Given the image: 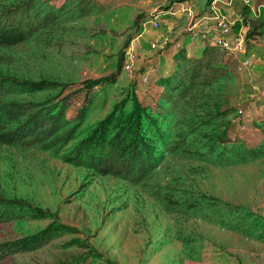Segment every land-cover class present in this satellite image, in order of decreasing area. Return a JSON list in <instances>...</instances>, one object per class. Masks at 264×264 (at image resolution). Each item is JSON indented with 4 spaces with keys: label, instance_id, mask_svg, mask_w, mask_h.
Instances as JSON below:
<instances>
[{
    "label": "rangeland",
    "instance_id": "rangeland-1",
    "mask_svg": "<svg viewBox=\"0 0 264 264\" xmlns=\"http://www.w3.org/2000/svg\"><path fill=\"white\" fill-rule=\"evenodd\" d=\"M52 1L65 5L63 18L19 45L0 46V76L55 81L64 90H31L13 98L54 103L68 95V117L86 104L79 129L87 128L79 138L101 121L107 122L104 135L118 116L139 114V129L155 138L153 157L159 162L133 183L36 145L0 144V196L23 204L0 219V243L28 245L5 252L0 264H264V142L258 125L264 98L250 96L254 83L264 89V23L249 30L246 42V52L261 59L245 67L244 54L181 33L148 51L145 21L163 12L167 1L152 14H145L139 0ZM17 2L0 0V10ZM232 6L244 11L241 0ZM222 12L229 9L223 5ZM129 48L131 75L123 69ZM174 58L199 71L191 91L197 101L170 88L184 77L168 75ZM161 66L167 71L156 72ZM238 108L249 116L241 132L233 123ZM199 122V130L189 133ZM177 130L187 133L182 144ZM233 143L258 154L238 163ZM235 206L249 210L247 223L226 222L235 220Z\"/></svg>",
    "mask_w": 264,
    "mask_h": 264
},
{
    "label": "trees",
    "instance_id": "trees-1",
    "mask_svg": "<svg viewBox=\"0 0 264 264\" xmlns=\"http://www.w3.org/2000/svg\"><path fill=\"white\" fill-rule=\"evenodd\" d=\"M65 9V5L57 6L52 0H19L5 6L0 10V46L19 45L41 29L53 26L63 18ZM180 60L181 58H174V68L168 75L182 74L184 77L176 86L170 88L175 89L181 96L189 94L191 99L197 101L196 94L191 91L198 87L196 76L199 75V71L194 70V67L179 65ZM93 84L92 81H88L87 87L91 88ZM63 86L55 81L18 80L11 76H0V144L24 147L36 145L52 151L64 161L90 168L98 174L113 175L133 183L143 180L159 161L153 157L156 149L155 138L141 133L139 129V114L134 119L133 115L126 118L118 116L104 135L101 133L105 130L107 122L101 121L102 123L87 129L84 136L79 138L87 128L79 129L85 115L86 104L79 108L76 116L68 117L66 110L72 103L68 95L54 103L50 99L33 102L13 98L15 94L31 90L59 88V93L63 92ZM200 123L193 124L188 132L199 130ZM258 125L264 142V119H261ZM223 132L224 129L220 135ZM175 135L181 140V144L187 137V133L181 130H177ZM230 149L235 152V161L238 163L258 154L257 150L247 148L242 143H233ZM22 205L19 201L0 196V219L9 218V212L13 211V207ZM31 210L33 216H42L41 211ZM233 213L235 220L227 219V223L237 225V219L243 224L247 223L249 210L246 207H232L230 214ZM221 222L225 223L223 219ZM10 244L0 243V258L8 250L28 247L26 244L15 247Z\"/></svg>",
    "mask_w": 264,
    "mask_h": 264
},
{
    "label": "built area",
    "instance_id": "built-area-1",
    "mask_svg": "<svg viewBox=\"0 0 264 264\" xmlns=\"http://www.w3.org/2000/svg\"><path fill=\"white\" fill-rule=\"evenodd\" d=\"M167 3V8L163 13L182 12L184 22L180 28L181 32L191 41H198L208 46L218 47L223 51L237 55L244 54L240 59L242 66H253V60L258 58L254 53L246 52L247 35L251 28L260 23L261 10L264 8V2L261 0H241L244 5V11L236 12L233 10V0H208L204 11L200 14L198 3L194 0H181L180 3ZM184 2V3H183ZM229 9L228 14L222 12V6ZM231 9V10H230ZM252 22V27H250ZM146 25L153 32H157L160 22L155 15L146 19ZM161 38L154 34L148 40V51H154L161 47ZM134 54L129 48L126 51L123 69L130 75L133 73ZM146 80V77H143ZM253 96V95H252ZM258 99L264 98V89L257 90L255 95ZM249 116L242 108H238L234 114L233 123L241 131L248 127ZM243 133V132H242Z\"/></svg>",
    "mask_w": 264,
    "mask_h": 264
},
{
    "label": "crops",
    "instance_id": "crops-1",
    "mask_svg": "<svg viewBox=\"0 0 264 264\" xmlns=\"http://www.w3.org/2000/svg\"><path fill=\"white\" fill-rule=\"evenodd\" d=\"M141 2V5L143 6V10H145V14H152L153 12L156 11V9L162 5L165 1L169 2L170 0H139ZM224 1V0H222ZM234 1V0H233ZM198 3V2H197ZM233 3H237V0L232 2V5ZM233 7V6H232ZM231 7V8H232ZM228 9V8H227ZM231 10V9H230ZM234 10V8H233ZM155 16H157L159 22H160V27H159V30L161 28V21L165 22V27L163 29H161V31L159 32V30L157 32H153L152 30L149 29L150 31V35H149V39L154 35V34H158L161 38V45L164 44V43H167V42H171L173 41L174 39H177L178 38V35L179 33L183 34L180 30V28L182 27V24L184 22V15L182 12H179V11H175L173 14L171 13H168V14H165L163 13L162 11L159 13H156ZM263 22L264 23V12L261 10V16H260V23ZM146 23V21H145ZM260 23L258 25H260ZM260 30H262L264 32V25L260 28ZM144 31H147L145 28L143 30ZM142 32V34H143ZM142 34H140L139 36H142ZM184 35V34H183ZM186 37V35H184ZM187 38V37H186ZM198 43V41H197ZM200 43V42H199ZM139 44V42H138ZM193 46H191L192 48H198V44H192ZM188 44L186 45V48H187ZM189 47V46H188ZM137 49L138 48H141L139 46L136 47ZM187 51H190V49H187ZM172 52V48L170 50H167V54H171ZM264 52V51H263ZM260 54H262L260 52ZM163 55V54H162ZM257 59L256 60H260V56L257 55ZM255 64V63H254ZM162 67V68H161ZM161 67H158L156 69V72L158 73H164L167 71L166 68H164L163 66ZM252 92L250 93V96L252 95H255L256 91L259 90L257 85L254 83L252 85ZM261 90V89H260Z\"/></svg>",
    "mask_w": 264,
    "mask_h": 264
},
{
    "label": "water",
    "instance_id": "water-1",
    "mask_svg": "<svg viewBox=\"0 0 264 264\" xmlns=\"http://www.w3.org/2000/svg\"><path fill=\"white\" fill-rule=\"evenodd\" d=\"M197 1H198V10H199V13L201 14L205 9L208 3V0H197Z\"/></svg>",
    "mask_w": 264,
    "mask_h": 264
}]
</instances>
